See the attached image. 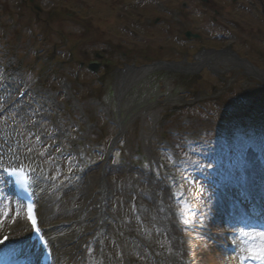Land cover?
Listing matches in <instances>:
<instances>
[{"label":"rangeland","instance_id":"obj_1","mask_svg":"<svg viewBox=\"0 0 264 264\" xmlns=\"http://www.w3.org/2000/svg\"><path fill=\"white\" fill-rule=\"evenodd\" d=\"M156 1L165 9L158 10ZM247 1L213 0L218 16L204 14L207 8L197 0H0V71L15 82L24 76L40 109L33 121L48 124L58 110L67 151L79 145L90 161L100 157L97 152L113 150L96 194L105 207L103 252L112 253L110 264H169V257L177 264H264L247 258V249H264V222L229 215L225 184L240 179L238 168H264V83L256 79H264V66L253 53L264 52V0H251L255 8ZM185 31L217 37L222 46L218 32L260 71L222 56L211 58L206 70L207 59L199 67L188 65L196 62V45L183 38ZM210 47L220 49L216 43ZM102 51L107 74L88 71L86 64ZM207 132L223 144L233 135L247 138L261 154H228L226 160L221 155L212 158L219 161L216 167L207 164L194 174L190 158L179 162L175 147H187ZM57 151L53 147L44 161L51 188L62 189L72 173L55 177L69 163ZM88 168L94 178L97 164ZM211 170L217 174L210 176ZM7 198L0 185L2 217L11 209ZM163 221L179 244L174 256Z\"/></svg>","mask_w":264,"mask_h":264},{"label":"bare ground","instance_id":"obj_2","mask_svg":"<svg viewBox=\"0 0 264 264\" xmlns=\"http://www.w3.org/2000/svg\"><path fill=\"white\" fill-rule=\"evenodd\" d=\"M202 55V54H201ZM199 56L197 61L194 63L195 65H198V62L203 63V61H205V56ZM204 65V64H202ZM88 173H91V168L88 169L87 171ZM89 176V175H88ZM257 176L254 177L253 174H250V176L248 177V181L251 183L255 182V180H257ZM95 182H97V180L95 179ZM75 189L77 190L76 192H72V190L70 189H66L61 191L60 193H55L54 196L52 198V200L50 201V205L48 207V209L46 210V215H45V219L50 220V219H55V223L53 224H58V225H66L65 223H71L72 221H78V223L76 224L75 222H72L71 226L67 229H65L64 231H62V235H69L71 232L72 238H75L79 233L77 232L75 229L79 230V227L82 228L83 226H85L86 230L90 229V227H88L87 222L92 221L94 222V225L96 223H99V228L102 230L105 228V224L103 222V216H100V213L94 212L93 206L94 205H100L99 206V210H101V208H105L104 204L101 203V200H97L96 201V194L92 197H88L87 195V187H85L84 185L82 186L80 183L77 185V187H75ZM108 192V191H106ZM109 193L104 194L105 197L108 196ZM86 200H90V204L88 205V207L86 208V210L84 212H82V208H80V210H78V205L80 206L81 201L82 202V206L84 204V202ZM91 208V209H88ZM3 222L0 223V225H2L3 223H5L7 221L6 218H2ZM161 223H165L164 221ZM93 225V226H94ZM159 227V226H158ZM160 228V227H159ZM163 228L169 230V225L168 223H165V225L163 226ZM92 229V228H91ZM22 228L21 226L18 224L15 226V237L12 243V247L13 248H21L26 249L27 247L25 246V244L23 242H20V234H21ZM59 236V235H58ZM168 238V248L169 251L171 253H173V256L179 252V244L177 243V241L175 240V235L172 234L169 230V235H166ZM64 239H62L61 237H58V239L55 240L56 244L58 243V245L60 244L59 242H63ZM55 248V245H54ZM58 248V247H56ZM73 249V248H72ZM12 256V260L17 259V257L19 256L17 250H14L11 253ZM170 258V262L169 264H177L176 261H172V258Z\"/></svg>","mask_w":264,"mask_h":264},{"label":"snow or ice","instance_id":"obj_3","mask_svg":"<svg viewBox=\"0 0 264 264\" xmlns=\"http://www.w3.org/2000/svg\"><path fill=\"white\" fill-rule=\"evenodd\" d=\"M28 219H29V221H31L32 226L35 229L37 221H36V218L33 214V209H31V208L28 209ZM2 222H3V219L0 218V223H2ZM262 235H264V234H262ZM247 252H248L247 258H251L254 260L259 259L260 261L264 262V249L257 250L255 248H249V249H247ZM244 259H246V257H241L242 262Z\"/></svg>","mask_w":264,"mask_h":264}]
</instances>
